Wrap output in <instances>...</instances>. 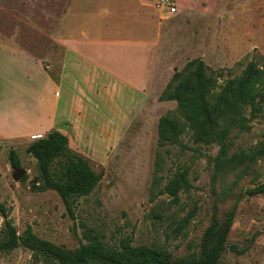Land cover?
Here are the masks:
<instances>
[{
    "label": "rangeland",
    "instance_id": "obj_1",
    "mask_svg": "<svg viewBox=\"0 0 264 264\" xmlns=\"http://www.w3.org/2000/svg\"><path fill=\"white\" fill-rule=\"evenodd\" d=\"M104 4L103 0H78L70 4V9H89V13ZM52 5V0H0V9H7L11 14V26L17 23L18 15L24 14L31 26L36 22L39 24L42 8L50 10ZM178 5L183 7L180 14L184 23L180 34L188 40L186 54L183 61L176 62L180 54L174 52L166 61L168 66L173 62L171 66L181 70L188 59L203 57L210 72L222 74L220 82H223L240 75L249 61L262 65L264 25L257 29L260 35L254 33L252 27L254 21H259L257 17L259 9L263 10L264 0H179ZM1 21L5 19L0 17V25ZM225 23H230L231 28L225 29ZM195 32L196 40L200 37L202 42L200 50L192 45ZM29 36L32 38V34ZM252 44L257 47L243 50ZM258 46L262 47L261 50ZM105 93L103 89L100 95L88 93L87 118L92 126L79 132L72 130L69 138V148L88 159L95 172L102 173L95 190L74 201L71 214L54 191L33 189L38 172L35 161L25 149L30 141L41 138V135L26 141H0V202L8 211L17 233L21 234L26 226H30L39 238L65 249H75L86 243L87 230L94 229L109 244H116L128 236L135 246L158 245L173 255L185 256L197 251L212 217L221 218L224 212L234 208V222L220 264H264V196L248 193L254 186L264 183V160L239 180L234 174L223 179L215 173L211 161L217 155L216 145L196 144L187 131L181 136L180 145L164 148V177L177 170H187L190 181L189 191L180 192V204L172 208L178 218L189 220L183 231L185 235L172 234L167 222L162 223L153 217V205L148 197L157 122L161 116L175 110L176 104L151 98L135 116L131 115V122L117 134L115 142H111L113 138L105 135L108 126L118 125L121 117L134 109L139 98H127L124 90L111 89ZM112 97L115 108L111 106ZM251 125L250 132L234 134L232 152L264 142V114ZM9 149L19 155V169L25 171L21 177L25 176L24 181L13 179L14 169L8 163ZM161 200L168 201V197L162 196L156 203ZM3 228L0 216V233ZM0 264L44 263L27 249L19 247L0 252Z\"/></svg>",
    "mask_w": 264,
    "mask_h": 264
},
{
    "label": "crops",
    "instance_id": "obj_2",
    "mask_svg": "<svg viewBox=\"0 0 264 264\" xmlns=\"http://www.w3.org/2000/svg\"><path fill=\"white\" fill-rule=\"evenodd\" d=\"M74 1L78 0H52L54 5L42 8L40 23L34 26L25 14L11 26L9 10L0 9L5 19L0 25V141L42 138L51 131L69 141L72 130L90 128L88 93L100 95L103 89L106 95L115 89L140 101L118 125L108 126L111 130L105 135L115 142L132 114L151 98L158 100L175 70L173 62L166 64L168 58L178 52L176 62L185 59L188 40L180 34L184 20L179 0L173 14L155 9L157 0H103L104 5L89 13V9L71 11ZM257 19L252 31L260 35L264 7ZM195 36L196 32L193 48L200 50L201 39ZM193 59L203 61L195 56L183 67ZM114 103L112 97L113 108Z\"/></svg>",
    "mask_w": 264,
    "mask_h": 264
},
{
    "label": "trees",
    "instance_id": "obj_3",
    "mask_svg": "<svg viewBox=\"0 0 264 264\" xmlns=\"http://www.w3.org/2000/svg\"><path fill=\"white\" fill-rule=\"evenodd\" d=\"M261 60L262 65L249 61L240 75L223 82H220L222 74L210 72L202 60H190L181 70H174L160 94L159 102L173 101L176 108L157 122L148 200L153 205V217L167 222L172 234L185 235L183 231L189 220L178 218L172 208L180 204V192L189 191L190 181L187 170H177L164 177V148L180 145V138L187 131L196 144L216 145L217 155L211 161L213 170L223 179L234 174L239 180L264 160V142L247 150L231 151L234 134L250 132L252 122L264 114V57ZM68 142L66 135L51 131L28 144L25 152L35 161L38 172L33 189L54 191L71 214L74 201L90 195L101 181L102 173L95 172L84 156L74 153ZM8 163L11 169L20 168L21 161L14 149L8 151ZM24 180L25 176L21 181ZM248 193L264 196V183L254 186ZM162 196H167L168 201L156 203ZM0 216L4 223L0 252L23 247L44 264H220L235 209L224 212L221 218L212 217L197 251L185 256L173 255L158 245L135 246L128 236L116 244H109L94 229L87 230L86 243L75 249H65L39 238L30 226L18 234L1 202Z\"/></svg>",
    "mask_w": 264,
    "mask_h": 264
},
{
    "label": "built area",
    "instance_id": "obj_4",
    "mask_svg": "<svg viewBox=\"0 0 264 264\" xmlns=\"http://www.w3.org/2000/svg\"><path fill=\"white\" fill-rule=\"evenodd\" d=\"M154 7L169 14L176 12L175 0H157Z\"/></svg>",
    "mask_w": 264,
    "mask_h": 264
},
{
    "label": "water",
    "instance_id": "obj_5",
    "mask_svg": "<svg viewBox=\"0 0 264 264\" xmlns=\"http://www.w3.org/2000/svg\"><path fill=\"white\" fill-rule=\"evenodd\" d=\"M25 174V171L23 169H15L13 174L14 181H20L21 177Z\"/></svg>",
    "mask_w": 264,
    "mask_h": 264
}]
</instances>
